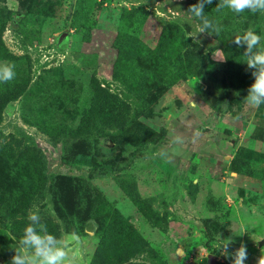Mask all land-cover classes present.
Segmentation results:
<instances>
[{
    "label": "rangeland",
    "instance_id": "1",
    "mask_svg": "<svg viewBox=\"0 0 264 264\" xmlns=\"http://www.w3.org/2000/svg\"><path fill=\"white\" fill-rule=\"evenodd\" d=\"M218 2L209 34L184 12L197 0H0V64L16 73L0 83V264L37 208L77 264H233L241 244L264 264V105L246 102L233 43L254 28L264 44V14ZM111 212L126 226L105 251Z\"/></svg>",
    "mask_w": 264,
    "mask_h": 264
},
{
    "label": "clouds",
    "instance_id": "2",
    "mask_svg": "<svg viewBox=\"0 0 264 264\" xmlns=\"http://www.w3.org/2000/svg\"><path fill=\"white\" fill-rule=\"evenodd\" d=\"M212 4V0H197V3L189 6L184 11L189 20L200 22L197 33H216L222 31L219 21H214L206 15V5ZM215 11L228 10L235 14L250 12L252 14H264V0H219L214 7ZM261 35L249 28L234 36L233 43L237 47L244 48L245 63L252 70L254 80L244 97L246 102L254 107L264 105V44ZM14 64H0V83H8L15 78ZM28 223L22 237L14 247V255L11 264H77L74 255L69 253V245L63 237L49 231L48 225L43 222L39 209L28 214ZM231 240L222 244L223 252L227 249ZM221 247V245H220ZM233 264H245L247 260V248L241 244L233 254Z\"/></svg>",
    "mask_w": 264,
    "mask_h": 264
},
{
    "label": "trees",
    "instance_id": "3",
    "mask_svg": "<svg viewBox=\"0 0 264 264\" xmlns=\"http://www.w3.org/2000/svg\"><path fill=\"white\" fill-rule=\"evenodd\" d=\"M2 28V24L0 23V29ZM230 66V65H229ZM228 67V66H227ZM225 87V86H224ZM222 99L224 98V94L226 92V88L222 89ZM12 94L9 91H4L0 95V110L2 109L3 105L6 101L10 99ZM94 171V167L90 169V172ZM59 175L57 174H50L49 175V183L50 188L53 192L52 198L56 208V211L60 218L63 220L65 226L67 227L70 233H76V229L71 221V218L68 214V211L63 204L59 194H58V187H57V180ZM126 223L123 218H121L117 213L111 212L108 218H105L102 222V226L98 230V236L100 238V246L104 248L105 251H108L111 243V232L112 230L122 229L125 228Z\"/></svg>",
    "mask_w": 264,
    "mask_h": 264
}]
</instances>
